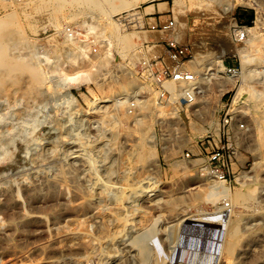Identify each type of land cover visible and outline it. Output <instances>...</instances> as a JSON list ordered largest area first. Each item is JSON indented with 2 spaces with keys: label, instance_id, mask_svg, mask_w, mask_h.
Masks as SVG:
<instances>
[{
  "label": "rangeland",
  "instance_id": "obj_1",
  "mask_svg": "<svg viewBox=\"0 0 264 264\" xmlns=\"http://www.w3.org/2000/svg\"><path fill=\"white\" fill-rule=\"evenodd\" d=\"M122 1L0 3L22 37L12 53L37 65L45 98L0 93V264H264V60L245 76L238 49L250 35L237 33L264 36V0H170L174 24L160 39L187 48V74L217 69L199 81L156 71L170 59L144 9L167 0L109 14ZM19 77L15 89L30 81ZM190 82L200 89L184 99L175 90ZM217 175L229 191L213 202ZM233 224L253 239L246 254L226 244ZM141 226L161 247L149 245L153 259L131 244Z\"/></svg>",
  "mask_w": 264,
  "mask_h": 264
},
{
  "label": "bare ground",
  "instance_id": "obj_2",
  "mask_svg": "<svg viewBox=\"0 0 264 264\" xmlns=\"http://www.w3.org/2000/svg\"><path fill=\"white\" fill-rule=\"evenodd\" d=\"M5 1H9V0H0V3H4ZM14 1V0H12ZM16 1H21V2H27L28 0H16ZM86 1V0H85ZM93 1V0H92ZM96 1V0H95ZM83 2V1H82ZM102 2V0H101ZM105 2V0H104ZM14 3V2H13ZM93 3V2H92ZM108 3V2H107ZM138 3V0H128V1H122V3L120 5H116V6H112L110 9L106 8L109 12V14H115V13H118L120 12L121 10H125V9H131V8H134ZM175 3V2H174ZM90 4V3H88ZM7 5V4H6ZM177 7H180V2L176 3ZM175 5V6H176ZM92 6V5H91ZM94 6V5H93ZM97 6V5H96ZM102 7V5H100ZM95 7V6H94ZM149 9H152V7L148 8ZM177 9V8H176ZM108 14V15H109ZM14 17V16H13ZM111 17V16H110ZM9 16L6 15L4 17H0V93L2 92H6V94H11V93H19V96L25 100H32V99H39L40 97L43 96L44 98V91H43V83H44V79H43V75H42V72L39 70V68L37 67V65H35V63L29 61L27 58H25V56L21 55V54H14L12 53L13 49L16 48L18 45H19V39L17 37H21V35L17 36L15 34V29H13L11 26L9 27ZM118 27V26H117ZM20 28L17 27L16 30H19ZM20 32V31H19ZM237 33L239 35V38L240 39H244L245 36H247V33L250 35V39L247 40V44L248 46H246L245 48H240L238 49V53H240L244 59V74L245 76H251L252 73H254V71H252V68H250V64L252 63H256V64H259L260 61L262 62L264 60V56L262 54V51H263V48H264V36L262 34H260V32L257 30V29H249L248 32H247V28H243V29H239L237 30ZM134 35L132 36H125V37H122V38H118L121 42H123V44L125 45H130L132 43V41H134ZM139 38V37H137ZM117 39V40H118ZM109 43V42H108ZM111 44V43H110ZM25 46V45H24ZM30 46V45H29ZM31 47V46H30ZM19 53V52H18ZM252 53H254V57H252ZM26 55V54H25ZM110 55H111V52H110ZM40 62V61H39ZM255 64V65H256ZM222 67L226 68L227 67L225 65H222ZM208 67L207 68V71L206 73L203 75V76H199V77H196L198 73H195V75L191 76L189 75V79L191 80H194V77H196V79H204V80H209L211 76H215L217 74V69H214V68H210ZM186 69H183V71L185 72ZM24 72H27L29 73L30 75V81L28 83H26L23 86H21L20 89H15L13 87H16L17 85H20V75ZM27 76V75H26ZM252 77V76H251ZM82 78V77H80ZM123 79L125 78V80L127 79L126 77H122ZM25 79V78H24ZM65 79V78H64ZM65 80H67L66 82H68V85L69 87H74L76 85H79V77L74 75V76H70V77H67ZM64 80V81H65ZM85 80V79H84ZM181 81H188V79L186 77H183V79H179ZM24 81V80H23ZM82 81V80H81ZM80 81V82H81ZM199 81V80H198ZM48 83V82H47ZM119 83V82H118ZM167 83V82H166ZM166 83H163V85H166ZM185 83V82H184ZM22 84V83H21ZM49 84V83H48ZM67 84V83H66ZM123 84V83H122ZM170 84V83H169ZM167 84V88L168 90L170 91H174V86L173 85H169ZM115 85H117L115 83ZM111 87L114 89V86ZM201 85V84H200ZM120 86V85H119ZM117 86V87H119ZM116 87V86H115ZM116 87V88H117ZM179 87V86H178ZM115 88V89H116ZM119 88H122V87H119ZM123 88L125 89H128V88H133L132 90H135L136 89H139L141 88L140 85H138L137 83H134L132 82L131 80L128 81V79L125 81V84L123 86ZM178 89V88H177ZM198 89H200L196 83H187L185 84V87H180V89L178 90H175L179 93V96L184 98V99H191L193 96L196 95V92ZM140 90V89H139ZM134 91V92H135ZM168 91V92H170ZM3 97V96H2ZM6 98V96H5ZM45 99V98H44ZM41 100V99H40ZM5 101V99H4ZM13 101V100H12ZM21 101V99H20ZM139 101V100H138ZM3 102V101H2ZM18 102V101H17ZM141 102V101H140ZM11 103V102H10ZM21 103V102H20ZM9 104V103H8ZM7 104V105H8ZM14 104V103H13ZM43 104V103H42ZM3 105V104H2ZM5 105V106H7ZM12 107V106H11ZM36 107V106H35ZM16 108V107H15ZM24 108V107H23ZM28 109V108H27ZM31 109V108H30ZM29 109V110H30ZM16 110V109H15ZM12 110H10L11 112ZM14 111V109H13ZM31 111V110H30ZM33 112V110H32ZM40 113V112H39ZM1 114V113H0ZM38 114V113H37ZM106 114V113H105ZM30 115V114H29ZM27 116V115H26ZM2 117V116H1ZM12 117V116H11ZM24 117V116H23ZM28 117V116H27ZM30 117V116H29ZM32 117V116H31ZM30 119V118H28ZM25 121V120H24ZM264 121V120H263ZM36 122V121H35ZM45 125V124H44ZM19 127V126H18ZM4 128V127H3ZM6 128V127H5ZM2 129V128H1ZM36 129V128H35ZM5 130V129H4ZM6 131V130H5ZM34 132V131H33ZM2 133V132H1ZM45 133V132H44ZM50 133V131H49ZM34 134V133H33ZM2 135V134H1ZM5 136V133L3 134ZM35 136V135H34ZM41 136V135H40ZM46 136V135H45ZM44 136V137H45ZM7 138V137H6ZM21 138V136H20ZM45 139V138H44ZM5 140V139H4ZM1 142V141H0ZM8 142V141H7ZM32 142V141H31ZM148 143V142H147ZM34 144V143H33ZM11 146V145H10ZM9 146V147H10ZM3 150V149H2ZM11 150V149H10ZM148 150V149H147ZM142 154V153H141ZM31 164V163H30ZM27 168V167H26ZM66 171V170H65ZM192 174V173H191ZM215 176V175H214ZM218 176V175H217ZM147 178V177H146ZM215 180V179H213ZM213 182V181H212ZM224 181L221 180V178L218 176L217 177V180L214 181V185H213V188L212 190L207 194V198L211 201H216L218 202L217 200L222 197L224 198V196H226L225 194H227V192L229 190H227L228 188L224 185ZM12 185V184H11ZM47 187V186H46ZM256 188V186H255ZM254 191V189H253ZM256 191V189H255ZM255 193V192H253ZM228 195V194H227ZM247 197H250L252 198V194H248ZM221 198V199H222ZM221 199H219L220 201H222ZM218 207V206H216ZM215 207V208H216ZM222 207V206H221ZM220 207V208H221ZM218 208V210L220 209ZM2 209V208H1ZM217 209V208H216ZM221 210V209H220ZM217 211V210H216ZM222 211H223V207H222ZM223 216V215H222ZM233 217V216H232ZM238 217V216H237ZM231 218V217H230ZM233 219V218H231ZM204 220V219H203ZM202 220V221H203ZM230 220V219H228ZM226 221V222H229V221ZM233 220H236L235 222H237V218L235 217V219ZM156 221V220H155ZM158 221V219H157ZM224 221V222H225ZM204 222V221H203ZM208 221H206L205 223H207ZM213 222V221H212ZM223 222V221H222ZM156 223V222H155ZM158 223V222H157ZM156 223V224H157ZM231 222H229L230 224ZM155 224V225H156ZM226 224V223H225ZM142 225V224H141ZM154 225V224H153ZM227 227L229 226L228 224H226ZM207 226V225H206ZM136 227V226H135ZM142 229H140L142 231V233H140V235L138 234V236H135V239L133 241H131V244H133L135 247H138V249L140 248V252H141V257L140 258V254L137 255L136 257H138V259H143L145 257L150 256V253L151 252V246L156 242H155V237H152V236H149L148 237V233H147V236L144 237L143 235V226H141ZM138 228H140L138 226ZM148 228V227H147ZM154 228V227H153ZM231 228V231H230V234L228 235L230 238L228 240H226V244L229 248V250H233L235 248H237L238 246H242L243 250L244 251V254L247 253V251L251 250L252 247L254 249V242H253V239L251 238H247L246 240H242L238 235L241 234L242 235V232L239 233V231L237 230V226L235 224H233ZM228 229V228H227ZM149 230V229H148ZM144 231H147V230H144ZM160 231V229H159ZM139 232V230H138ZM150 232V231H149ZM145 235H146V232H144ZM151 233V232H150ZM150 235V234H149ZM152 235V234H151ZM154 235V234H153ZM156 235V233H155ZM173 238V237H172ZM171 239V238H170ZM132 240V239H130ZM129 241V240H128ZM127 241V242H128ZM154 242L152 245L151 243ZM159 242V241H157ZM150 243V244H149ZM154 244V246H155ZM127 245V244H125ZM130 245V244H128ZM151 245V246H149ZM159 245V243H158ZM152 246V248H155L154 250H156V247ZM131 247V246H130ZM159 247V246H158ZM157 247V248H158ZM161 248V247H159ZM131 249V248H130ZM134 249V247L132 248ZM131 249V250H132ZM151 249V250H150ZM130 250V251H131ZM129 251V253H130ZM133 251H136V250H133ZM159 251L161 252V250L159 249ZM158 251V252H159ZM241 251V252H242ZM137 252H139L137 250ZM139 252V253H140ZM159 252V253H160ZM253 252V251H252ZM154 253V252H153ZM156 253V252H155ZM155 253L153 255H155ZM158 253V254H159ZM243 253V252H242ZM241 253V255H242ZM254 253V252H253ZM252 253V254H253ZM157 254V253H156ZM135 255V254H134ZM160 255V254H159ZM163 255V254H162ZM240 255V254H238ZM249 255V254H248ZM247 255V257H248ZM254 255V254H253ZM157 256V255H156ZM164 256V255H163ZM133 257V255H132ZM152 259V255L150 256ZM239 257V256H238ZM155 258V257H154ZM168 258V256H167ZM241 258V257H240ZM239 258V259H240ZM244 258V255L243 257ZM241 258V259H242ZM246 258V257H245ZM134 259V257H133ZM137 259V258H136ZM135 259V260H136ZM164 259V258H163ZM247 259V258H246ZM251 259V258H250ZM248 259V260H250ZM253 259V258H252ZM144 260V259H143ZM155 260V259H154ZM154 260H151V261H154ZM157 262L156 264H161L163 263L164 264V260L161 259L160 256H158L156 258ZM155 260V261H156ZM247 260V261H248ZM147 261V260H146ZM163 261V262H162ZM241 261V260H240ZM245 262V261H244ZM250 262V261H249ZM154 264V263H152Z\"/></svg>",
  "mask_w": 264,
  "mask_h": 264
},
{
  "label": "built area",
  "instance_id": "obj_3",
  "mask_svg": "<svg viewBox=\"0 0 264 264\" xmlns=\"http://www.w3.org/2000/svg\"><path fill=\"white\" fill-rule=\"evenodd\" d=\"M12 1V0H10ZM174 20L170 21L169 24H165L162 27H157L155 24L146 23L147 28L151 31H155L159 28L169 29L173 26ZM238 24V23H237ZM167 54L170 59V62H167L165 57H158V62L156 66L160 64L159 67H156V71L160 73L159 77L164 79L165 77H174L176 79H183L186 77L189 79V74L182 70V65L191 58L190 53L184 45H177L175 43H169L167 46ZM228 68V67H227Z\"/></svg>",
  "mask_w": 264,
  "mask_h": 264
},
{
  "label": "crops",
  "instance_id": "obj_4",
  "mask_svg": "<svg viewBox=\"0 0 264 264\" xmlns=\"http://www.w3.org/2000/svg\"><path fill=\"white\" fill-rule=\"evenodd\" d=\"M150 7H152V9L148 10V8H150ZM144 10H145L144 11V17H143L144 21L148 24L149 23L155 24V25H157V27H162L163 25H165L164 23H166L167 21H172L174 19L172 16L173 12L171 9V1L170 0L151 4L147 7H145ZM245 19L247 21H250V17L245 15L244 12H236L235 13V20L237 23H240L241 21H245ZM167 30L168 29L159 28V29L153 31V32H157L153 36L155 38H157V41H160L162 43V46L164 48V52L167 51V46H165V44H164V39H162V38L160 39V37L162 36L163 33H167ZM227 66L230 67V66H233V64L228 62Z\"/></svg>",
  "mask_w": 264,
  "mask_h": 264
}]
</instances>
